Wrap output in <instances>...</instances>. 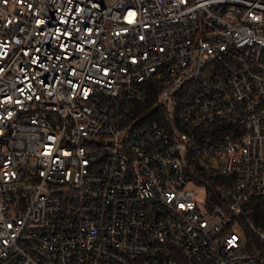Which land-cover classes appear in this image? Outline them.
Returning <instances> with one entry per match:
<instances>
[{"label":"built area","instance_id":"built-area-1","mask_svg":"<svg viewBox=\"0 0 264 264\" xmlns=\"http://www.w3.org/2000/svg\"><path fill=\"white\" fill-rule=\"evenodd\" d=\"M264 0H0V264H264Z\"/></svg>","mask_w":264,"mask_h":264},{"label":"trees","instance_id":"trees-1","mask_svg":"<svg viewBox=\"0 0 264 264\" xmlns=\"http://www.w3.org/2000/svg\"><path fill=\"white\" fill-rule=\"evenodd\" d=\"M254 207V216L259 222V226L264 225V199L252 201Z\"/></svg>","mask_w":264,"mask_h":264}]
</instances>
